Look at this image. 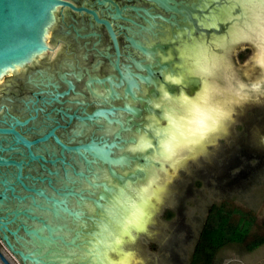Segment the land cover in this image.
Returning a JSON list of instances; mask_svg holds the SVG:
<instances>
[{
	"label": "water",
	"instance_id": "95a60500",
	"mask_svg": "<svg viewBox=\"0 0 264 264\" xmlns=\"http://www.w3.org/2000/svg\"><path fill=\"white\" fill-rule=\"evenodd\" d=\"M152 1L165 7L163 0ZM229 1L232 6L215 12L209 19L210 24L233 17V6L238 8L239 17L233 19L232 27L229 24H219V30L206 29V32L225 33L229 27L224 38L215 40V46L251 37L264 43V0ZM59 7L76 10L72 3L64 0H0V99L19 94L14 91L21 86L19 83L12 84L13 76L24 78L30 71H27V65L33 61L40 62L48 52L56 53L58 47L54 49L52 29L57 23L56 12ZM91 14L97 19L94 12ZM103 23L115 40L110 24L107 21ZM193 23L196 25L195 20ZM209 47L198 44L183 48L186 71L199 75L202 87L197 92L201 85L198 78H190L183 85L171 86L165 83L171 94L180 90L189 95L197 94L193 99L181 96L172 100L165 93L156 102L162 112L150 108V100L138 98L135 92L141 89V84L153 86L154 90L157 87V71L152 66L137 65L138 69L146 70V75L128 72L123 76L118 70L120 78L87 80L85 86L93 97L95 93L92 92V85L98 84L109 89L112 101L122 98L117 89H123L125 98L146 102V111L161 118L158 121L152 118L150 122L157 138L151 130L144 129L156 150L150 147L151 141L146 136L141 135L137 140L132 138L129 141L123 136V133L131 132L135 123L125 124L122 113L134 117L141 115V111L127 105L97 108L91 113L84 109L81 115H70L64 110H57L70 122L75 119L81 122L85 127L83 131H89L92 127L104 130L105 124L119 127L112 139L92 137L90 142H80L78 145L73 144L75 139L63 142L57 134L58 127L52 126H49L51 129L47 127V132H41L38 139L31 140L23 128L35 120V117L22 120L8 112L4 116L6 119L0 120V234L9 250L25 264H121L114 258V248L137 203L161 180L162 189L165 176L161 174L166 175L183 155L203 142L214 119L215 109L221 98L219 96L225 93L222 89L229 92V88L236 86L241 96L264 92V79L250 83L235 79L230 68L223 64V59L211 54ZM143 51L147 53L146 50ZM258 55L260 58L264 56V48L259 49ZM233 56L238 66L250 65L252 70L247 71V79L252 80L261 73L253 63L254 54L249 48L235 50ZM258 63L264 68L260 60ZM38 65L31 67L34 69ZM157 66L159 72L169 67L166 64ZM223 74L225 79L221 82L215 79ZM60 79L68 90L63 93L46 92L50 94L47 100L49 105L53 102L63 105L61 99L71 92L75 93L76 85L73 82H69L65 75H60ZM172 79L179 81L181 78L175 76ZM52 86L58 91L56 84ZM151 93L153 97L158 96V92ZM193 104L196 111L194 118L189 116ZM201 118L204 119L203 128H199L197 124ZM48 120L58 124L56 119L49 117ZM136 126L140 127V124ZM139 129L138 132L141 130ZM111 131L106 129L105 136ZM82 136L84 133L78 135ZM51 140L59 146V152L45 153L38 147ZM125 149L131 154L143 156L117 153ZM146 153L154 155L149 158ZM133 163H139L142 168L131 171ZM159 164L160 167H154ZM127 169L130 171L123 173ZM109 176L116 180L119 188L110 185L112 180ZM139 183L143 184L140 187L132 186ZM16 223L20 224L17 231L11 230L10 226ZM20 232L24 235H20ZM10 236H14L26 250L29 242L32 250L29 253L17 250Z\"/></svg>",
	"mask_w": 264,
	"mask_h": 264
},
{
	"label": "flooded vegetation",
	"instance_id": "af4514ba",
	"mask_svg": "<svg viewBox=\"0 0 264 264\" xmlns=\"http://www.w3.org/2000/svg\"><path fill=\"white\" fill-rule=\"evenodd\" d=\"M64 1L72 3L76 7V10L69 7H59L57 9V23L52 29L54 49L58 47L56 53L48 52L40 62L33 61L32 64L27 65L26 69L30 71L27 72V75L24 77L25 79L19 78L17 75L13 76L14 79L11 81L12 84L19 83L21 86L20 89L16 88L14 91L16 93L19 92V94L13 93L14 96L12 97L0 99V120L6 119L4 116L7 115L8 112L22 120L35 117V120L31 121L28 126L23 128V131L31 140L38 139L41 132H47L48 128L51 129L52 127H58L57 134L63 142L75 139L74 145H78L80 142L88 143L92 137L100 138L102 136L112 139L114 132L119 129L117 125L108 126L105 124L104 130H98L96 127H92L89 131H83L82 129L85 127L81 122L76 119L70 122L64 114L58 113L57 110H64V112L70 115H74L75 113L81 115L84 109H87V111L91 113L97 108L109 109L111 106L124 107L127 105L141 111V115L139 117H134L131 114L122 113L121 116L125 124L129 122L131 124L135 123L131 132L128 131L123 133V136L128 139V141L132 138L137 140L141 135L146 136L151 141L150 147H154L152 145V139L149 138L144 129L147 128L151 130L157 138V134L154 132L153 125L150 122L152 118H155L157 121L161 118L146 111V102L134 101L131 97L125 98L123 89H117L122 98L112 101L109 96V89L100 87L98 84L92 85V92L95 93V97H93L88 93L89 90L85 86L86 82L89 78H120L121 75L118 70L122 72L123 76L127 75L128 72L146 75V70L138 69L137 65L152 66L153 69L157 71V87L154 90L153 86L147 87L141 84V89L135 92H137L138 98L141 97L144 100H150V108L159 109L162 112V108L158 107L156 102L162 99L165 93H167L172 100L178 99L181 96L193 99L202 87V78L193 72L186 71L187 65L185 61H183V48L188 46L191 47V45L203 44L204 46H210L208 48L210 49L209 52L223 59V64L227 66V68H230L235 79L250 83L253 81H250L246 77L252 70L250 65L244 67L238 66L233 56L235 50L247 47L254 54L253 63L256 65V69L258 67V69H260L259 72H261L259 76H261L262 79L256 81L263 80L264 68L258 63L260 60L258 52L259 49L264 48L263 42L254 40L252 39L254 37H251L248 40L225 42L222 46H215V40L221 39L222 37L224 38L229 27L233 25V19L237 16L239 17V13H237L238 8L233 6V17L230 16L229 19H221L214 25H211L212 23L210 24L209 19L214 16L215 12L223 11L227 7L232 6L229 0H163L164 4H162L165 5V7H162L152 0ZM91 12L97 15V19H95ZM194 20L196 21V25L193 23ZM103 21H107L110 24L115 40ZM219 24H229L225 33H214V31L206 32V29L211 30L212 28L219 30ZM143 50H146L147 53ZM63 55H65V57H63ZM57 59H59V61ZM43 63H45V66ZM37 64H39L38 66L40 67L37 66L34 69L31 67ZM163 64L169 67L159 72V66L157 65ZM247 71L249 72L247 73ZM60 75H65L69 82H73L76 85L75 93L71 92L69 96L62 98L63 105L54 102L49 105L47 100L50 94L48 95L46 92L63 93L68 90V87L61 81ZM175 76H179L181 79L175 81L172 79V77ZM78 78L80 81H77ZM190 78H198L201 82L199 90H197L195 95H189L184 90L175 91L177 93L171 94L165 86V83L171 86L183 85V83L189 81ZM49 79L52 81L49 82ZM215 79L221 82V80L225 79V74L221 76L218 75ZM14 80L15 82H13ZM54 84L58 87V91L52 86ZM228 91V98L232 101H234L235 96L237 98L244 96L246 99L244 102H240L239 104L236 103L234 112L238 110L239 107L241 108L246 101H260L263 98L262 96H264V92H252L251 95L244 94L241 96L240 93L237 92L236 86L231 89L229 88ZM151 92H158V96L153 97ZM222 92L226 91L222 89ZM223 102L226 103L225 100ZM218 103L217 106L220 108L218 112H222L221 102ZM229 106L232 107L231 104ZM49 117L58 120V124L49 121ZM230 118L224 120L226 125L225 130L229 125ZM162 122H164V120ZM136 124H140V127H137ZM138 128L141 129H139L140 132H138ZM106 129H111L112 131L109 135L105 136ZM225 130L208 133V140L212 138L209 141L213 140L211 143L215 142L219 135L225 133ZM82 133H84V136L78 137V135ZM263 138L264 137H262V142ZM135 144L128 143V145ZM124 146L126 145L124 144ZM38 147L45 153L60 151L59 146H57L53 140L44 146ZM194 149L186 153V155L195 154L197 150ZM154 150H156L155 147ZM129 152L130 151L126 149L117 151L118 154L127 153L130 155L131 153ZM146 154L149 158L154 155ZM131 156L143 155L131 154ZM67 157L68 159L70 158L69 155H67ZM154 167H160V164ZM139 168H142L139 163H133L131 171H135ZM156 170L161 172L160 169ZM129 171L130 170L127 169L125 172L123 171V173ZM161 175L166 176L164 173ZM111 180L112 183H110V185L119 188L118 184H116V180L112 178ZM142 184L143 183H139L132 186L140 187ZM19 226L20 224L16 223L11 225L10 229L17 231ZM20 235H24V233L20 232ZM10 240L17 250L24 251L25 253H29V251L32 250V244L28 245L29 242L27 243L28 250H26L15 240L14 236H10ZM27 240L29 241L28 238ZM19 241L23 242L22 240ZM0 264H25L18 255L7 248L1 234Z\"/></svg>",
	"mask_w": 264,
	"mask_h": 264
},
{
	"label": "rangeland",
	"instance_id": "374dc122",
	"mask_svg": "<svg viewBox=\"0 0 264 264\" xmlns=\"http://www.w3.org/2000/svg\"><path fill=\"white\" fill-rule=\"evenodd\" d=\"M225 93L221 125L208 131H224L231 117L225 133L213 143L206 134L195 154L169 170L162 189V180L151 189L147 228L132 230L122 244L132 264H264V96L234 112L246 99Z\"/></svg>",
	"mask_w": 264,
	"mask_h": 264
},
{
	"label": "bare ground",
	"instance_id": "6f19581e",
	"mask_svg": "<svg viewBox=\"0 0 264 264\" xmlns=\"http://www.w3.org/2000/svg\"><path fill=\"white\" fill-rule=\"evenodd\" d=\"M239 93H241V92H239ZM218 110H220V108L215 109V112H216L214 115L215 118L210 123L206 134H208V131L211 130L210 128L215 127V129H216L219 127V124H220L219 120L221 117L219 118V115L217 114ZM150 191L151 190H149L146 194H144L140 198L130 220L128 221L127 225L125 226L124 230L122 231V233L119 237V240H118V242L114 248V252L120 253L118 261L121 264H132L134 261V258H135V257H133L134 254L124 252L122 250V244H124L123 242H124L125 238H127V236L131 235V237H132V235H133L132 230H134V229L145 230L147 228V223L150 220V208H151L150 202L152 201V197H150V194H151ZM133 232H135V231H133Z\"/></svg>",
	"mask_w": 264,
	"mask_h": 264
},
{
	"label": "snow or ice",
	"instance_id": "6c2138e0",
	"mask_svg": "<svg viewBox=\"0 0 264 264\" xmlns=\"http://www.w3.org/2000/svg\"><path fill=\"white\" fill-rule=\"evenodd\" d=\"M262 23H264V19H262ZM260 62H261L262 65H264V56H262L260 58ZM195 115H196L195 105L193 104V106H192V108H191V110L189 112V116L194 118ZM197 124H198L199 128H203L204 127V119L203 118L199 119L197 121Z\"/></svg>",
	"mask_w": 264,
	"mask_h": 264
},
{
	"label": "trees",
	"instance_id": "16d2710c",
	"mask_svg": "<svg viewBox=\"0 0 264 264\" xmlns=\"http://www.w3.org/2000/svg\"><path fill=\"white\" fill-rule=\"evenodd\" d=\"M218 235H219L218 239H219L220 243H222V241H223V239L225 238V235H226L224 230L221 229V231L218 232ZM208 237H211L209 232L206 233V238H208Z\"/></svg>",
	"mask_w": 264,
	"mask_h": 264
}]
</instances>
